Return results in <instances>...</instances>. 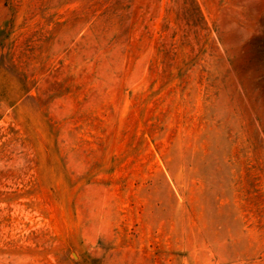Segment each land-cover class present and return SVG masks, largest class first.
Segmentation results:
<instances>
[{
    "label": "rangeland",
    "instance_id": "obj_1",
    "mask_svg": "<svg viewBox=\"0 0 264 264\" xmlns=\"http://www.w3.org/2000/svg\"><path fill=\"white\" fill-rule=\"evenodd\" d=\"M0 264H264V0H0Z\"/></svg>",
    "mask_w": 264,
    "mask_h": 264
}]
</instances>
